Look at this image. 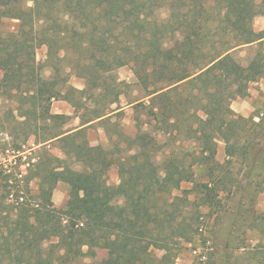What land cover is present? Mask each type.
I'll use <instances>...</instances> for the list:
<instances>
[{
    "label": "trees",
    "instance_id": "1",
    "mask_svg": "<svg viewBox=\"0 0 264 264\" xmlns=\"http://www.w3.org/2000/svg\"><path fill=\"white\" fill-rule=\"evenodd\" d=\"M153 1L0 0V87L16 99V126L37 154L28 156L26 173L18 169L20 177L0 168V264H174L188 247L197 252L192 264H264V211L256 207L264 192V110L244 116L231 107L264 78V30L253 27L264 0ZM152 3L166 4L169 17L149 30ZM14 20L16 29L9 27ZM167 26L180 36L171 44ZM129 33L132 40H121ZM255 44L260 49L246 65L233 53ZM130 62L148 97L127 102L134 119L143 125L140 111H147L182 145L163 174L155 161L161 146L150 132L124 136L117 128L126 144L113 149L87 136L93 123L86 124L99 119L113 137L110 121L124 106L105 82ZM67 66L83 69L78 75L101 97L113 95L94 118L79 116L86 126L78 129L65 127L70 115L51 112L54 99L76 107L70 92L85 91L67 86ZM49 143L76 152L80 168L53 155ZM60 181L69 185V198L58 208L53 193ZM184 182L191 186L182 188ZM250 232L259 233L257 243Z\"/></svg>",
    "mask_w": 264,
    "mask_h": 264
},
{
    "label": "rangeland",
    "instance_id": "2",
    "mask_svg": "<svg viewBox=\"0 0 264 264\" xmlns=\"http://www.w3.org/2000/svg\"><path fill=\"white\" fill-rule=\"evenodd\" d=\"M155 4H162L161 0H155ZM30 4V3H29ZM153 8L148 7L147 12H149V20L150 24H147V28L149 30H153L155 21L158 22H166L169 17V9L165 4L163 5H154ZM190 16V15H189ZM191 17V16H190ZM16 29L18 27V21L14 20L9 22V27ZM176 26V25H175ZM253 27L256 31H260L264 29V15H257L253 21ZM175 28V27H174ZM167 35H166V43L171 44L175 41L177 37H180L171 31L173 29L172 26H167ZM174 30V29H173ZM127 38L128 41L132 40V33H129L128 36H125L121 40ZM142 43L138 41L135 46L141 45ZM125 42L118 44V47H125ZM263 52H264V46ZM259 47L257 44L251 46H244L235 50L233 53L237 57V59L243 64H248L252 58L255 57L257 52L259 51ZM47 47L45 45L41 46L37 50V60L40 62H44L46 59ZM67 71L70 72V78L67 86L75 87L81 90H85L84 93L71 91L70 97L76 102V107L68 102L65 99L59 98L54 99L51 103V112L53 113H63L71 116V119L67 125V127H75L80 124L81 115H85L89 118H94L96 112L103 109L107 102L113 98V95H108L105 97H101L99 95V88L94 87L92 84H86L83 77H81L79 72H83L81 68H70L67 66ZM2 71H0V79L2 76ZM46 75L50 74V69L46 68ZM110 77L107 79L105 84L111 86L113 92L120 93V101L121 105L124 106V113L121 115H115L111 119V123L109 125L111 130H114L113 137L110 138L109 132L104 128V126L95 122L88 128V137L91 140L92 144H102L105 147L114 148L115 143L120 141V145L122 147L125 146V142L123 140L117 139V133L115 130L118 128L124 134L134 135L136 132L142 130H146L150 132V134L158 140L159 145L161 146L160 150L156 154L155 161L159 167V170L163 174L165 167L170 164L171 152H178L179 154L183 152L182 145L179 139H175L172 135L163 132L164 125L159 123V121L154 120L152 117L147 115V111H140V118L144 121L142 125L139 121H136L135 112L131 105H128L129 100H147L148 97H144L146 94L145 89L138 82L137 76L135 74V68L132 62L126 63L124 65L116 67L113 71L109 73ZM263 86V85H262ZM260 84L250 83V87L252 88V93L249 95L248 99L252 107V112H258L264 110V92L263 87ZM68 87L64 88V91L67 90ZM237 98L236 100L246 99ZM139 100V101H140ZM234 102L232 101V104ZM16 99L10 97L3 88L0 87V143L5 146V148H1L0 150V168H5L6 172H11V174H17L18 169H21L23 173L27 172V161L28 156L37 154L30 152L29 146L32 144V139L26 144H23V140L25 138L24 132L21 128L16 126V121L21 120L18 117V112L16 110L17 107ZM114 107L116 105H113ZM160 106V105H159ZM17 118H16V117ZM16 128V129H15ZM15 131V133L11 134V130ZM191 145H196L194 141H189ZM186 145L188 142L185 143ZM48 147L50 152L53 155H57L60 158L67 160L70 164H72L76 168H80V164L78 162V155L76 152H73L70 155H66L61 149L58 148L57 143H49ZM218 159L222 162L226 159L225 154V144L223 141L219 142L218 147ZM22 164V165H20ZM19 165V166H18ZM14 179V177H12ZM119 175H118V167L114 165L111 167L109 171V183L110 184H118L119 183ZM191 186V183L184 182L182 184V188H188ZM31 187L33 193L39 192L37 180H33L31 182ZM1 192V191H0ZM175 193H181V191H175ZM69 198V185L63 181H60L57 184V187L53 193V202L56 207L61 208L64 207ZM122 200V199H121ZM256 207L259 212L264 211V192H260L258 196V200L256 203ZM226 231L218 230V235L222 236ZM250 240L252 244L257 243V238L260 236L258 232H250ZM55 240L53 239V242ZM185 246H190L185 243ZM185 248L181 251L178 257L175 259L174 264H192L194 260L195 254L197 252L192 251L191 249ZM109 251H99L98 258L109 255ZM199 252V251H198ZM157 255L161 256L163 251H156Z\"/></svg>",
    "mask_w": 264,
    "mask_h": 264
},
{
    "label": "crops",
    "instance_id": "3",
    "mask_svg": "<svg viewBox=\"0 0 264 264\" xmlns=\"http://www.w3.org/2000/svg\"><path fill=\"white\" fill-rule=\"evenodd\" d=\"M264 30V29H263ZM1 71V70H0ZM2 75H3V73H2ZM1 78H2V76H1ZM1 80V79H0ZM253 83H255V84H260L262 87H263V92H264V78H261L260 80H258V81H255V82H253ZM252 93V88L251 87H249V95ZM248 97L249 96H247V98L246 99H242L241 101L239 100H233V104L231 103V107H232V109L236 112V113H239V114H242V115H244V116H249V115H251L253 112H252V107H251V104H250V102H249V99H248ZM61 114H63V113H61ZM68 115V114H67ZM78 117H79V115H78ZM80 118V117H79ZM98 120L99 119H96V120H94V121H92V122H89L88 124H86V125H89V124H91V123H95V122H98ZM69 123V122H68ZM68 123L65 125V127L66 128H70V127H67V125H68ZM92 124V125H93ZM86 125H81V123L78 125V126H75V127H71V128H75V129H78V128H81V127H83V126H86ZM91 126V125H90ZM90 126H88V128L90 127ZM88 128H87V130H88ZM87 136H88V131H87ZM88 139L90 140V138L88 137ZM90 142H91V140H90Z\"/></svg>",
    "mask_w": 264,
    "mask_h": 264
}]
</instances>
